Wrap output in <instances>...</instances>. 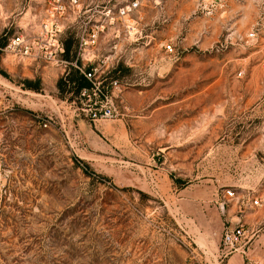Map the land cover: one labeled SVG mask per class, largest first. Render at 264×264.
<instances>
[{
	"label": "rangeland",
	"instance_id": "1",
	"mask_svg": "<svg viewBox=\"0 0 264 264\" xmlns=\"http://www.w3.org/2000/svg\"><path fill=\"white\" fill-rule=\"evenodd\" d=\"M204 3L142 0L141 35L99 44L92 121L74 67L4 57L32 10L0 0V264H264V0Z\"/></svg>",
	"mask_w": 264,
	"mask_h": 264
},
{
	"label": "built area",
	"instance_id": "2",
	"mask_svg": "<svg viewBox=\"0 0 264 264\" xmlns=\"http://www.w3.org/2000/svg\"><path fill=\"white\" fill-rule=\"evenodd\" d=\"M31 17L22 21L23 28L12 35L6 42L2 53L18 63L27 65L72 66L89 84L78 94L81 110L88 114L92 121L111 120L115 117V108L106 87H102L98 75L102 72L93 60L100 43H107L105 37L113 30L112 40H117L121 30L133 33L134 37L141 35L140 21L128 23L130 17L137 14L142 0H25ZM220 0H205L202 10L208 14L218 5ZM40 11L38 16L35 11ZM33 13V14H32ZM32 18V19H30ZM77 35V51L74 60L63 62L64 37L67 34ZM165 50L172 52L171 45ZM80 61V62H79ZM8 108L0 103V120ZM41 120V119H40ZM228 197L232 194L227 193ZM257 205V201L253 202ZM246 239L242 226L227 228L222 237L226 249L235 248Z\"/></svg>",
	"mask_w": 264,
	"mask_h": 264
},
{
	"label": "trees",
	"instance_id": "3",
	"mask_svg": "<svg viewBox=\"0 0 264 264\" xmlns=\"http://www.w3.org/2000/svg\"><path fill=\"white\" fill-rule=\"evenodd\" d=\"M63 57L65 60H68L69 58L67 56H63ZM71 74L69 73L65 79L62 78L60 80V84L64 86L72 85L74 87V91L76 95H78L82 88H85L88 86V83L80 74H78V72L73 71V73Z\"/></svg>",
	"mask_w": 264,
	"mask_h": 264
},
{
	"label": "crops",
	"instance_id": "4",
	"mask_svg": "<svg viewBox=\"0 0 264 264\" xmlns=\"http://www.w3.org/2000/svg\"><path fill=\"white\" fill-rule=\"evenodd\" d=\"M37 14H38V16L41 14V12L40 11H37ZM24 15H26V14H24ZM22 24V23H21ZM17 27L18 28H23L24 26L23 25H17ZM113 30H109L106 34H105V37L107 38V39H110V40H112V38H113Z\"/></svg>",
	"mask_w": 264,
	"mask_h": 264
}]
</instances>
